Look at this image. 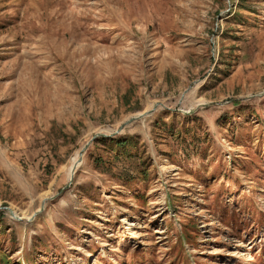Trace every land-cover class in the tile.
<instances>
[{
    "label": "rangeland",
    "instance_id": "obj_1",
    "mask_svg": "<svg viewBox=\"0 0 264 264\" xmlns=\"http://www.w3.org/2000/svg\"><path fill=\"white\" fill-rule=\"evenodd\" d=\"M0 264H264V0H0Z\"/></svg>",
    "mask_w": 264,
    "mask_h": 264
},
{
    "label": "trees",
    "instance_id": "obj_2",
    "mask_svg": "<svg viewBox=\"0 0 264 264\" xmlns=\"http://www.w3.org/2000/svg\"><path fill=\"white\" fill-rule=\"evenodd\" d=\"M162 125H165V124L162 123ZM155 126H158V125H155ZM167 133H169L170 136L175 137V136L179 135L180 131H176V130H173L172 128H169L167 130ZM99 141L109 143L110 149L112 151H114L115 154H117V155L121 154V155L130 156V157L134 156V154L130 153V152H131V150L135 149L136 146L134 144H131L130 141H128V140H122V141L120 140L117 142H115V141L112 142L111 140L101 138V139H99ZM2 258H5V257L2 256Z\"/></svg>",
    "mask_w": 264,
    "mask_h": 264
},
{
    "label": "water",
    "instance_id": "obj_3",
    "mask_svg": "<svg viewBox=\"0 0 264 264\" xmlns=\"http://www.w3.org/2000/svg\"><path fill=\"white\" fill-rule=\"evenodd\" d=\"M135 120H136V119H135ZM99 136H101V135H100V134L95 135V136H94V139L97 138V137H99ZM88 145H89V143H88L85 147H83V149L81 150V152L78 154L79 159H78V162H77V163H80V162H81L82 154H83V152L87 149ZM76 165H77V164H76ZM7 211L9 212V214L11 215V217H12L13 219H15V220H17V221H21V219L18 218L17 216H15L14 213H13L12 211H10V210H7Z\"/></svg>",
    "mask_w": 264,
    "mask_h": 264
},
{
    "label": "bare ground",
    "instance_id": "obj_4",
    "mask_svg": "<svg viewBox=\"0 0 264 264\" xmlns=\"http://www.w3.org/2000/svg\"><path fill=\"white\" fill-rule=\"evenodd\" d=\"M79 154V153H78ZM78 159H79V156H78ZM77 162H78V160H77ZM74 163L73 162V165L71 166V168H70V177H72L73 175H74V171H75V169L78 167V165L80 164V163ZM77 164V165H76Z\"/></svg>",
    "mask_w": 264,
    "mask_h": 264
}]
</instances>
